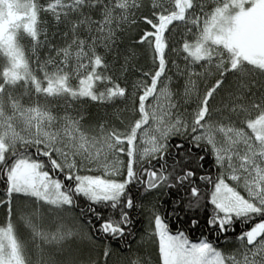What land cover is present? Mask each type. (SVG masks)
<instances>
[{
  "label": "snow or ice",
  "instance_id": "1",
  "mask_svg": "<svg viewBox=\"0 0 264 264\" xmlns=\"http://www.w3.org/2000/svg\"><path fill=\"white\" fill-rule=\"evenodd\" d=\"M0 264H264V0H0Z\"/></svg>",
  "mask_w": 264,
  "mask_h": 264
},
{
  "label": "trees",
  "instance_id": "2",
  "mask_svg": "<svg viewBox=\"0 0 264 264\" xmlns=\"http://www.w3.org/2000/svg\"><path fill=\"white\" fill-rule=\"evenodd\" d=\"M137 219H138V221H139L140 218L138 217ZM138 237H139V235H137V239H138Z\"/></svg>",
  "mask_w": 264,
  "mask_h": 264
},
{
  "label": "rangeland",
  "instance_id": "3",
  "mask_svg": "<svg viewBox=\"0 0 264 264\" xmlns=\"http://www.w3.org/2000/svg\"><path fill=\"white\" fill-rule=\"evenodd\" d=\"M139 240V237H138V239H137V241Z\"/></svg>",
  "mask_w": 264,
  "mask_h": 264
}]
</instances>
